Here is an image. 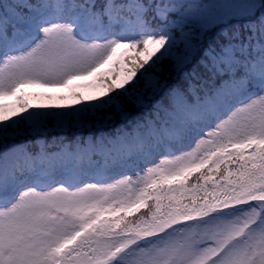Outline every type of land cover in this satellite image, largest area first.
Segmentation results:
<instances>
[{
	"label": "snow or ice",
	"instance_id": "obj_1",
	"mask_svg": "<svg viewBox=\"0 0 264 264\" xmlns=\"http://www.w3.org/2000/svg\"><path fill=\"white\" fill-rule=\"evenodd\" d=\"M9 97L0 264H264V0H0Z\"/></svg>",
	"mask_w": 264,
	"mask_h": 264
},
{
	"label": "rangeland",
	"instance_id": "obj_2",
	"mask_svg": "<svg viewBox=\"0 0 264 264\" xmlns=\"http://www.w3.org/2000/svg\"><path fill=\"white\" fill-rule=\"evenodd\" d=\"M120 51L123 52L124 50L121 49ZM130 54H132V53H129V55ZM115 59H120L119 54L117 55L116 58H114V60ZM110 66L111 65L106 66V68L107 67H110ZM93 79L94 78H89V80H87V81H80V82H77V83H80V84H93ZM91 88H81L79 90L84 94L85 97H87L89 95L98 94L97 91H95L93 93H90L89 91L91 90ZM46 92L52 94L53 96H58V95H61V94L66 95V96L68 95V91L67 90H63L62 92H57L55 90H46V89L35 88V87H33V88H27V89H24L23 90V93H24L26 99H28L29 102L32 101L34 104L37 103V102H40V99H41L40 97H37L35 94H44ZM14 98L9 97V98L0 100V103L8 104L10 106L11 105H14V103L16 101V99H14ZM58 102H61V103H73V101H72L71 98H69L66 101H58Z\"/></svg>",
	"mask_w": 264,
	"mask_h": 264
},
{
	"label": "trees",
	"instance_id": "obj_3",
	"mask_svg": "<svg viewBox=\"0 0 264 264\" xmlns=\"http://www.w3.org/2000/svg\"><path fill=\"white\" fill-rule=\"evenodd\" d=\"M133 55H135V53H132V54H130V56H133ZM125 67H127V66H129V65H124ZM94 83H95V80H94V82H93V85H94ZM96 90H95V88L94 87H92L91 88V90L89 91L90 93H93V92H95ZM29 101V100H28ZM73 101V100H72ZM74 102V101H73ZM29 103H32V104H34L32 101L31 102H29Z\"/></svg>",
	"mask_w": 264,
	"mask_h": 264
}]
</instances>
